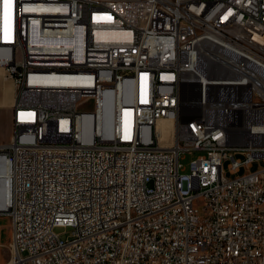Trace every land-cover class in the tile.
Masks as SVG:
<instances>
[{"label":"built area","instance_id":"2783aa9c","mask_svg":"<svg viewBox=\"0 0 264 264\" xmlns=\"http://www.w3.org/2000/svg\"><path fill=\"white\" fill-rule=\"evenodd\" d=\"M0 68L11 264H264V0H0Z\"/></svg>","mask_w":264,"mask_h":264},{"label":"rangeland","instance_id":"374dc122","mask_svg":"<svg viewBox=\"0 0 264 264\" xmlns=\"http://www.w3.org/2000/svg\"><path fill=\"white\" fill-rule=\"evenodd\" d=\"M1 69V68H0ZM2 77L7 82V87H2V79L0 78V142H6L9 140L12 133L11 123V104L14 98V86L12 80L7 77L4 70L1 69ZM5 92L9 94V99L6 100ZM197 152H181L179 162L183 167V171L187 172L189 169L190 161L197 155ZM264 166V161L254 162L251 166V170ZM55 231L59 234L60 238L64 239L71 234V228L58 227ZM12 252L10 247V228L8 217L4 214H0V264H11Z\"/></svg>","mask_w":264,"mask_h":264},{"label":"bare ground","instance_id":"6f19581e","mask_svg":"<svg viewBox=\"0 0 264 264\" xmlns=\"http://www.w3.org/2000/svg\"><path fill=\"white\" fill-rule=\"evenodd\" d=\"M5 172V166L4 164L0 165V210L3 209L5 207L6 201H7V189H6V185L3 181V175ZM13 263V257H12V262Z\"/></svg>","mask_w":264,"mask_h":264},{"label":"crops","instance_id":"0c3cea01","mask_svg":"<svg viewBox=\"0 0 264 264\" xmlns=\"http://www.w3.org/2000/svg\"><path fill=\"white\" fill-rule=\"evenodd\" d=\"M0 78L2 79V87H7V82L4 81L3 77H2V72H1V69H0ZM5 97H6V100L9 99V94L7 95V92H5ZM5 142V141H4ZM4 142H0V143H4ZM7 142V141H6Z\"/></svg>","mask_w":264,"mask_h":264},{"label":"snow or ice","instance_id":"6c2138e0","mask_svg":"<svg viewBox=\"0 0 264 264\" xmlns=\"http://www.w3.org/2000/svg\"><path fill=\"white\" fill-rule=\"evenodd\" d=\"M8 5H9V0H5L6 12H7Z\"/></svg>","mask_w":264,"mask_h":264}]
</instances>
